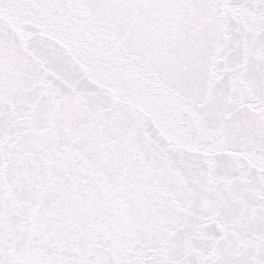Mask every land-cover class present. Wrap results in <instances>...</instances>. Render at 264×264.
<instances>
[{
	"label": "snow or ice",
	"instance_id": "snow-or-ice-1",
	"mask_svg": "<svg viewBox=\"0 0 264 264\" xmlns=\"http://www.w3.org/2000/svg\"><path fill=\"white\" fill-rule=\"evenodd\" d=\"M0 264H264V0H0Z\"/></svg>",
	"mask_w": 264,
	"mask_h": 264
}]
</instances>
